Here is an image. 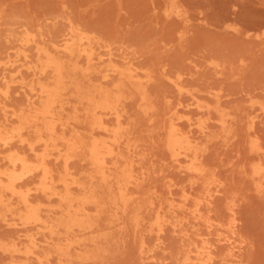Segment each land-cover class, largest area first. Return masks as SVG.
I'll list each match as a JSON object with an SVG mask.
<instances>
[{"label": "rangeland", "instance_id": "1", "mask_svg": "<svg viewBox=\"0 0 264 264\" xmlns=\"http://www.w3.org/2000/svg\"><path fill=\"white\" fill-rule=\"evenodd\" d=\"M73 29L94 40L93 59H75L85 70L78 79L107 88L117 80L108 67L130 68L156 108L150 118L127 99L123 117L138 145L127 154L141 177L138 195L165 204V224L160 232L150 229L155 216L147 209L139 230L102 214L93 234L102 239L100 248L85 234L59 257L45 229L24 225L4 207L0 264H179L186 245L205 258L211 251L207 264H264V177L253 174L260 167L264 175V0H0V125L15 126L16 117L43 98L38 85L50 73L38 71L39 49L67 60L62 38ZM57 104L67 133H84L77 95L67 91ZM165 112L197 144L207 168L203 179L220 183L221 191L212 185L210 198L188 163L165 151ZM15 148L30 154L23 145ZM52 152L48 165L56 172L62 165ZM69 162L85 180L89 168L81 155ZM6 168L1 161L0 171ZM37 182L22 189L35 204L55 210L57 202L41 195ZM183 194L199 201V218L189 213L192 202L183 205ZM231 230L244 241L240 250L228 245ZM12 245L19 251L2 248Z\"/></svg>", "mask_w": 264, "mask_h": 264}, {"label": "bare ground", "instance_id": "2", "mask_svg": "<svg viewBox=\"0 0 264 264\" xmlns=\"http://www.w3.org/2000/svg\"><path fill=\"white\" fill-rule=\"evenodd\" d=\"M62 40L65 41L67 60L39 49L42 61L38 71L48 70L50 73L49 81L39 82L38 85V94L43 98L38 103L31 102L29 111L16 117L18 122L15 126L0 125V162L8 166L0 171V209L5 207L16 211L11 213L16 214L24 225L45 229L51 239V250L59 257L66 255V251L77 242L76 237L93 235L97 231L96 220L102 214L112 220L124 218L134 230H139L144 225L141 214L147 209L155 216L148 224L150 229L160 232L165 224L162 216L165 204L153 200L151 196L145 200L138 195L141 177L136 172L133 159L127 155L138 145L130 136L129 121L123 117L126 100L135 101L137 108L150 118L156 111L139 74L130 68L111 65L106 71L113 72L117 77L111 87L80 80L75 75L80 73L83 76L85 70L75 59L82 56L89 63L93 59L94 40L74 29ZM147 77L150 75L147 74ZM67 91H73L82 105L84 133L76 129L67 133L64 127L67 123L61 121L56 112L59 97ZM165 115L161 125L165 151L173 161L188 163L186 168L196 179H201L200 183L210 198L212 194L209 192L216 179H203L207 168L201 161L197 144L174 122L173 113L165 112ZM218 123L222 129L225 128L222 116L218 118ZM16 145L25 146L30 154L16 149ZM51 151L53 160H59L62 165V169L56 172L48 165ZM77 155H81L89 168L85 180L76 176L69 162ZM253 174L261 180L264 177L260 167H253ZM33 178H38L36 190L48 201L57 202L55 210L44 208L41 203L35 204L29 193L22 189ZM215 187L221 191L220 183L217 182ZM4 196L8 198L3 199ZM182 197L183 205L192 202L189 213L199 218V201L188 194ZM168 206L171 208L172 204ZM227 209L231 217L229 225L232 226L234 208L229 206ZM92 211L95 213L91 214ZM231 232L235 235L227 239L228 245L240 250L244 241L233 230ZM101 240L100 236L93 235L90 244L99 249ZM2 248L19 251L14 245ZM184 250L179 264H207L211 252L208 251L205 258L200 255L201 251L188 245Z\"/></svg>", "mask_w": 264, "mask_h": 264}]
</instances>
